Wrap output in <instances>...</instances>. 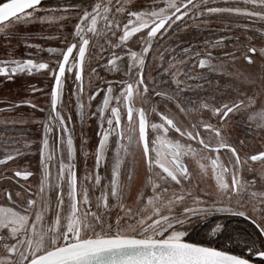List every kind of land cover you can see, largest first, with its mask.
Listing matches in <instances>:
<instances>
[{
    "label": "snow or ice",
    "instance_id": "1",
    "mask_svg": "<svg viewBox=\"0 0 264 264\" xmlns=\"http://www.w3.org/2000/svg\"><path fill=\"white\" fill-rule=\"evenodd\" d=\"M72 13L78 19L62 41L64 46L47 49L50 56L56 57L54 61L0 60V75L9 79L16 74L43 70L52 81L48 115L43 121H35L43 128L38 146V187L29 189L26 200L21 198V192H16L14 199L11 191L3 190L0 264H264V188L256 190L255 175L251 180L246 178L257 171L250 165L264 166V150L242 158L237 148L222 136V129L212 122L215 119L223 123L230 115L246 116L264 130V104L257 109L252 96L238 97L219 106L214 100L206 99L185 103L181 94L192 90L187 81L202 87L199 81L204 77L189 75L178 65L192 64L195 59L194 67L223 74L224 65L213 63L216 57L212 52L201 58V53L184 48L178 60L172 58L158 65L162 73L160 80L155 77L149 80L151 72L146 74L150 57L153 63L156 57L164 61L154 43L158 36L178 32L180 24L186 29L188 20L215 14L246 17L253 24L260 22L257 31L264 38V0H223V6H209L207 0H153L151 10H131L122 0H96L82 14L76 5L45 9L42 0H0V33L21 32L37 21L59 23L63 27ZM248 30L249 25L245 24L244 31ZM102 37L107 48L94 44V39ZM223 42L221 37L210 46L219 47ZM95 47H99L97 55L110 53L106 71L118 79L102 82L97 79L93 83L92 77L98 76L90 63ZM256 52L255 47L245 46L222 53V59L234 63L242 56L251 66L255 60L249 54ZM259 55L264 58V47L259 49ZM86 60L91 75L85 101ZM96 63L100 65L99 60ZM261 71L264 72V66ZM237 75L250 79L243 72ZM70 78L75 85L70 96L76 98L77 115L83 117L87 106L90 115L98 118L100 128L95 149L96 171H87L85 160L82 176L76 168L73 129L69 127L73 109L62 99ZM163 83L168 87L156 91ZM150 86L156 96L175 102L183 114L182 122L155 107L147 111L137 106L138 100L141 105L147 102ZM94 101L96 109L92 111ZM22 105L37 107L28 100L11 108ZM19 122L27 121L22 118ZM110 137L115 144V156L110 179L102 185L99 168L102 157L107 166ZM240 144L243 146V141ZM25 147L31 145L25 143ZM221 150L230 153L227 163L221 162ZM136 151L140 152L139 163L144 166L145 180L133 205L127 206L125 194L130 190L137 165L128 170L126 181L122 179V165ZM21 154L16 148L6 150L0 166L7 168ZM189 156L198 157L196 163L201 173L211 172L215 179L214 192L193 195L192 175L185 163ZM33 175L28 170L14 171V177L24 181ZM259 178L264 180V167L259 169ZM97 186L102 187L93 202ZM216 213L243 217L256 231L225 235L222 225L217 223L207 225L209 231L205 237L191 239L196 224Z\"/></svg>",
    "mask_w": 264,
    "mask_h": 264
},
{
    "label": "flooded vegetation",
    "instance_id": "2",
    "mask_svg": "<svg viewBox=\"0 0 264 264\" xmlns=\"http://www.w3.org/2000/svg\"><path fill=\"white\" fill-rule=\"evenodd\" d=\"M94 2L96 0H42V5L45 9L55 8L58 5H76L77 11L82 14V10L84 8H90ZM207 2L209 6H223V0H207ZM122 3L126 8H130L131 10H151L153 7V0H122ZM77 19L78 16L72 13L70 14L69 20L64 22L63 27L59 23L49 24L47 22L40 23L37 21L27 26V29L21 32H13L10 34L0 33V60H23L31 58L36 62L54 61L56 57L50 56L47 49L53 48L58 50L62 48L64 46L62 41L69 36V30L73 29ZM205 19L207 20L206 23ZM187 24L188 27L186 29L183 24H180L178 32L170 31V33H165L163 36H158L154 43L156 44V51L163 54L164 61L156 57L155 63H153L151 57L149 58V67L146 69V74L147 72H151V76H148V79L150 80L152 77H155L157 80H160L162 73L159 71L158 65L161 63L166 64L172 58L178 60L184 48L194 49L196 52L201 53V58L207 52H212L213 56L216 57L213 63L218 66L220 64L224 65L223 74L200 70L194 67L193 65L197 62L195 59L192 64L186 62L184 65H178L181 70L188 72L189 75L195 73L198 77H204V79L199 81L202 87H197L196 82L187 81L188 84H191L192 90L185 91L181 94L185 103L189 101L199 102L202 99H206L214 100L215 104L219 106L221 103L230 102L238 97L246 99L252 96L256 100L255 107L257 109L264 104V72L261 71L262 66H264V58H261L259 55V49L264 47V38L257 31L260 27V22L256 21L253 24L246 17L215 14L206 16L204 19L188 20ZM245 24L249 25L247 32L244 31ZM6 35H8L7 39L5 38ZM221 37H224V42L219 47L210 46L211 43L218 41ZM112 39L114 40L115 38ZM28 44L39 45L40 47H28L26 46ZM94 44L104 46L105 48L108 47L103 37L94 39ZM245 46H251L257 49L256 53L249 54L255 60L253 65L249 66L243 60L242 56L234 63L231 60L222 59V53L236 51ZM97 53H99V47L94 48L93 59L90 62L92 67L96 68L98 74V76L92 77L93 83H96L97 79L101 82L104 80L118 79L114 73L106 71V60L110 53L107 51L101 55H97ZM237 55L239 56V53ZM97 60L100 61L99 66L96 63ZM88 63L86 60V74L84 76L86 86L85 101L87 99V84L89 76L91 75L90 70L87 68ZM239 72L248 75L250 79L244 80L240 78L237 75ZM168 79V77H165V80ZM51 82V77L43 70L39 72L33 71L31 74H16L11 79L0 75V158L3 157L6 150L10 151L13 148L19 149L22 153L14 161L9 162L7 168L0 166V201L5 199L3 190L11 191L14 199H17L15 193L21 192V198L26 200L30 195L29 189L35 190L38 187V181L40 179L38 146L43 137V128L41 124L35 121H43L48 115ZM74 87L75 85L70 78L65 84V92L62 99L65 103H68L69 108L73 109L71 112L72 123L69 124V127L73 129L76 148V168L78 175L82 176L85 171V160H87V171H96L94 168L95 149L100 138V128L98 118L90 115L87 106H85L83 117L77 115V111L74 108L76 98L75 96H70V92ZM167 87V83H163L156 91L164 90ZM28 100L36 104L37 107L33 109L27 105H22L15 109L11 108L13 104ZM69 100H71V103H69ZM137 106H143L147 111L155 107L157 111H165L168 115L175 117L176 120L181 122L184 118L183 114H180L176 108L175 102L156 96L152 93L151 86L147 102L141 105L138 100ZM41 108L44 109L43 112L40 111ZM95 109L96 102L94 101L92 111H95ZM64 112L67 115L68 109H64ZM22 118L27 122L20 123L19 121ZM188 119H191V116ZM13 121L16 122L13 123ZM155 122H158V118ZM212 122L216 123L222 129V136L229 144L237 148L242 158L245 155L255 154L257 150H264V130L258 129L255 124L249 122L246 116L233 117L230 115L223 123L215 119ZM240 141H243V146H241ZM181 142L183 143L184 141L182 140ZM25 143L30 144L31 147L26 148ZM191 143L193 147H197L195 142ZM114 156L115 144L110 137L109 151L106 154L107 166L104 162L105 158L102 157L99 168L102 185L107 184L110 179ZM220 156L221 162L227 163L230 158V153L226 150H221ZM125 159L126 163L122 165V179L127 180L128 170L136 164L137 166L135 167L131 185L135 180L138 181L139 179L141 184L138 189L140 190L145 180L144 166L139 163L140 152L136 151L134 157L128 156ZM197 159L198 157L192 158L189 156L185 158V163L188 165L192 175V184L190 187L193 195L200 193L203 196L205 192L215 191V179L210 171L208 174L201 173L196 163ZM201 162L206 163V161ZM250 167L257 171L252 175H247L246 178L251 180L253 175H255L257 177L256 190H261L264 188V180L259 178V169L264 166L252 164ZM17 169L31 171L34 175L29 177L27 181H24L21 178L14 177V171ZM101 187H96L92 197L93 202L100 195ZM173 191H178V189H174ZM193 223L196 222L193 221ZM217 223L222 225L223 230H225V235L229 233L233 235L237 233L244 235L245 233H253L256 231L255 226L243 217L216 213L209 216L207 221H200L196 224V227L191 231L190 238L200 240L209 231L207 225L215 226ZM223 239L224 237H221V240Z\"/></svg>",
    "mask_w": 264,
    "mask_h": 264
},
{
    "label": "rangeland",
    "instance_id": "3",
    "mask_svg": "<svg viewBox=\"0 0 264 264\" xmlns=\"http://www.w3.org/2000/svg\"><path fill=\"white\" fill-rule=\"evenodd\" d=\"M141 184V181L135 180L134 183L131 185L130 190L126 193L125 196V204L127 206H132L133 205V201L135 200L136 195L139 192V186Z\"/></svg>",
    "mask_w": 264,
    "mask_h": 264
}]
</instances>
